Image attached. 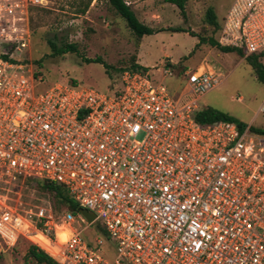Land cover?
<instances>
[{
    "label": "built area",
    "instance_id": "2783aa9c",
    "mask_svg": "<svg viewBox=\"0 0 264 264\" xmlns=\"http://www.w3.org/2000/svg\"><path fill=\"white\" fill-rule=\"evenodd\" d=\"M42 1L0 0V242L24 238L58 264H264V135L194 118L223 77L186 70L176 99L149 71L106 92L39 89L28 6ZM218 42L264 52V0H234ZM29 179L64 186L94 221L19 212L9 187ZM96 224L108 239L84 237Z\"/></svg>",
    "mask_w": 264,
    "mask_h": 264
},
{
    "label": "rangeland",
    "instance_id": "374dc122",
    "mask_svg": "<svg viewBox=\"0 0 264 264\" xmlns=\"http://www.w3.org/2000/svg\"><path fill=\"white\" fill-rule=\"evenodd\" d=\"M124 1L141 23L155 30H166L145 35L138 43L107 0H43L42 4L28 6V57L32 62L40 61L43 87L76 82L106 92L119 84L121 71L129 68L134 58L149 71L154 82L165 84L176 99L184 85L183 71L204 66L222 76L223 82L201 97L199 108L217 110L247 126L264 130V114L258 113L264 102V86L244 57L226 54L208 44L209 39H219L220 32L207 24V9L214 10L221 24L234 0H188L185 17L164 0ZM87 2L90 4L86 12L79 14ZM172 28L190 30L195 37L168 30ZM54 35L58 43L75 44L78 53L51 57L47 40ZM200 37L207 42L197 45ZM96 57L111 68L106 72L101 64H87L83 60ZM9 188L10 204L21 213L51 203L50 197L33 183L18 181ZM65 211L61 207L53 213L58 220ZM98 225L84 231V237L108 239L104 227L99 226L96 231ZM82 228L83 225L78 226ZM30 244L24 238L10 248L0 242V264H37L27 256Z\"/></svg>",
    "mask_w": 264,
    "mask_h": 264
},
{
    "label": "trees",
    "instance_id": "16d2710c",
    "mask_svg": "<svg viewBox=\"0 0 264 264\" xmlns=\"http://www.w3.org/2000/svg\"><path fill=\"white\" fill-rule=\"evenodd\" d=\"M109 6L112 8V10L125 22L129 30L132 32V34L137 39L138 43L142 41L143 36L145 35H151L156 32L164 31L166 29H152L149 26L144 25L141 23L133 10L126 5L124 0H107ZM166 3L175 6L180 14L185 17L186 16V4L188 0H164ZM90 2H87L84 4L83 8L80 9L79 14H84L89 6ZM206 22L207 24L215 27L218 30V33L221 31L222 23L218 24L217 17L212 8H208L206 11ZM224 19V18H223ZM170 31L174 32H184L188 33L190 36L195 37V35L192 34L190 30L182 29V28H172L168 29ZM207 42L203 38H198V44ZM47 44L50 49V56L51 57H58L61 55H64L66 53H78L77 47L73 43H66V42H60L58 43L57 36H53V39H48ZM208 44L212 47H215L222 52L226 54H235L240 57H244V51L241 49H236L232 47H223L219 44L218 39H209ZM85 63L87 64H101L105 71L107 72L111 67L104 63L100 57H96L94 59H83ZM248 65L252 68L256 79L259 83H261L264 86V52L256 53L249 55L245 58ZM34 67V75L40 76L39 79V89H46L50 86L43 87V76L41 71V63L40 61L33 62ZM126 70L131 72H140L144 73L147 71L146 68L142 67L138 63L135 62V59L133 58L131 60V65ZM126 70H122L123 73ZM186 70V69H185ZM184 70V71H185ZM183 71V73H184ZM182 73V74H183ZM78 84L76 82H71L70 85ZM195 121L201 126H206L210 124H214L219 121H229V122H235L239 127H246L245 124L237 121L232 116L219 112L217 110H213L210 108H203L195 115ZM251 131L263 134L264 130H260L257 128H252ZM26 182L33 183L36 187H38L40 190L44 191L48 197H50L51 203H49L52 211L59 212L61 207H65L67 211L70 213L77 215L80 211V206L73 201L69 197V193L66 190V188L60 184H56L54 182L46 181V180H36V179H29ZM27 256L33 259L37 264H58L56 261H54L48 254H46L43 250L37 248L36 246L30 244L27 248Z\"/></svg>",
    "mask_w": 264,
    "mask_h": 264
},
{
    "label": "water",
    "instance_id": "95a60500",
    "mask_svg": "<svg viewBox=\"0 0 264 264\" xmlns=\"http://www.w3.org/2000/svg\"><path fill=\"white\" fill-rule=\"evenodd\" d=\"M79 213L86 219L88 223H91L95 219V215L93 213L88 212L85 209H80Z\"/></svg>",
    "mask_w": 264,
    "mask_h": 264
},
{
    "label": "crops",
    "instance_id": "0c3cea01",
    "mask_svg": "<svg viewBox=\"0 0 264 264\" xmlns=\"http://www.w3.org/2000/svg\"><path fill=\"white\" fill-rule=\"evenodd\" d=\"M138 64H139V63H138ZM139 65H140V64H139ZM196 68H197V67H196ZM196 68H193V69H196ZM189 69H190V68H188V69H186V70H189ZM210 69H211V68H210ZM186 70H185V71H186ZM190 70H192V69H190ZM185 71H184V72H185ZM183 74H184V73H183ZM239 99H240V98H239ZM239 101H240V100H239ZM246 126H247V125H246ZM250 127H251V126H250ZM252 128H253V127H251V129H252Z\"/></svg>",
    "mask_w": 264,
    "mask_h": 264
}]
</instances>
